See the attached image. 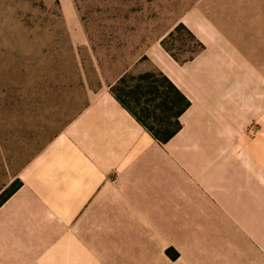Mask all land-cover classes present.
<instances>
[{"label": "crops", "instance_id": "obj_1", "mask_svg": "<svg viewBox=\"0 0 264 264\" xmlns=\"http://www.w3.org/2000/svg\"><path fill=\"white\" fill-rule=\"evenodd\" d=\"M180 23L200 44L193 57L180 62L172 56L162 44L169 30L147 47L138 65L142 72H163L191 100L180 132L161 144L112 86L90 93L23 168V185L0 206V264H173L166 251L178 243L153 236L151 213L158 207L171 211L168 199L186 195L191 186L212 205L198 207L204 227L198 252L205 229L246 228L252 219L244 215L253 214L254 198H261L264 215V0H195L173 28ZM190 150L197 157L189 158ZM209 150L219 156H205ZM254 166L261 176L256 191ZM228 177L244 179L228 193L248 196V205H225ZM212 212L234 216L208 227L213 222L205 215ZM261 224L264 230V216ZM219 248L218 264H251L237 255L235 239Z\"/></svg>", "mask_w": 264, "mask_h": 264}, {"label": "rangeland", "instance_id": "obj_2", "mask_svg": "<svg viewBox=\"0 0 264 264\" xmlns=\"http://www.w3.org/2000/svg\"><path fill=\"white\" fill-rule=\"evenodd\" d=\"M194 6L195 0H74L72 5H62L60 0L53 4L0 0V200L20 179L28 162L84 107L89 94L115 85L125 73H142L138 65L147 47L178 27L181 23L173 28ZM167 37L169 50L181 62L200 48L186 30ZM250 152L259 156V149ZM196 154L190 150L188 156ZM205 156L219 155L209 150ZM187 170L197 175L195 167ZM254 171L258 181L252 189L256 191L261 189L260 167L254 166ZM237 182L244 179L228 177L224 181L227 193L223 200L228 207L249 204L245 202L248 196L228 193ZM187 189L186 195L177 193L168 199L173 202L167 208L171 211L158 207L151 213L157 226L155 231L151 229L153 236L155 232L178 243L166 251L173 264H218L217 250L234 239L238 256L251 264H264L261 198L253 199V214L244 215L252 219L246 228L236 224L234 229L232 225L205 229L200 243L203 249L198 252L204 228L198 207L212 205L199 188ZM216 213L205 215L206 222H213L206 226L220 227L219 222L227 223L234 216ZM145 231H141V239L147 242ZM139 249L145 253L144 245Z\"/></svg>", "mask_w": 264, "mask_h": 264}, {"label": "trees", "instance_id": "obj_3", "mask_svg": "<svg viewBox=\"0 0 264 264\" xmlns=\"http://www.w3.org/2000/svg\"><path fill=\"white\" fill-rule=\"evenodd\" d=\"M179 29L186 30L195 39L193 33L184 24L176 27L169 37H173L174 31ZM167 43L168 37L162 44L171 52ZM174 58L180 61L175 56ZM111 91L161 144L168 143L180 132L183 127L181 117L192 105L191 100L161 71L125 73L111 87ZM22 185V181L17 179L8 193L1 198L0 206Z\"/></svg>", "mask_w": 264, "mask_h": 264}]
</instances>
